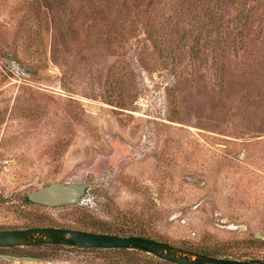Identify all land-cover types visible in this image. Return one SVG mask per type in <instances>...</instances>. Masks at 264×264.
I'll return each instance as SVG.
<instances>
[{"label":"rangeland","instance_id":"obj_1","mask_svg":"<svg viewBox=\"0 0 264 264\" xmlns=\"http://www.w3.org/2000/svg\"><path fill=\"white\" fill-rule=\"evenodd\" d=\"M53 181L96 185L76 204L25 199ZM46 225L264 260L249 241L264 240V0H0V229ZM0 252L177 264L133 249Z\"/></svg>","mask_w":264,"mask_h":264},{"label":"water","instance_id":"obj_2","mask_svg":"<svg viewBox=\"0 0 264 264\" xmlns=\"http://www.w3.org/2000/svg\"><path fill=\"white\" fill-rule=\"evenodd\" d=\"M95 182L53 181L28 194L30 201L46 206L80 203ZM257 238L262 237L256 234ZM62 244L95 248H126L151 253L177 264H264V260L239 259L199 253L171 243L142 235H121L59 226H29L0 229V247ZM0 257L18 260H41L33 255L0 252Z\"/></svg>","mask_w":264,"mask_h":264},{"label":"trees","instance_id":"obj_3","mask_svg":"<svg viewBox=\"0 0 264 264\" xmlns=\"http://www.w3.org/2000/svg\"><path fill=\"white\" fill-rule=\"evenodd\" d=\"M25 199L28 202L30 201L29 198H28V195L25 196ZM104 232H111V233H116V234H121V235H133L134 234V233H126V230H124L122 228H119L118 231H115V232H113L112 230L111 231H104ZM139 235L147 236L143 232H140ZM249 241L254 246H261V244H264V240L259 239V238H253V239H251ZM54 245H62V244H54ZM73 247L82 248V249H89V250H118V251H127V250H129V249H126V248H95V247H81V246H73ZM133 250H136V249H133ZM195 251H198V252H201V253H205V254H208V255L219 256L218 252L212 253V252H204V251H199V250H195ZM250 260H252V259H250ZM254 260H258V259H254Z\"/></svg>","mask_w":264,"mask_h":264},{"label":"flooded vegetation","instance_id":"obj_4","mask_svg":"<svg viewBox=\"0 0 264 264\" xmlns=\"http://www.w3.org/2000/svg\"><path fill=\"white\" fill-rule=\"evenodd\" d=\"M95 185H96V184H95ZM95 185H94V186H95ZM91 188H92V187H91ZM89 189H90V188H89ZM89 189H88V190H89ZM88 190H87V191H88ZM86 193H87V192H86Z\"/></svg>","mask_w":264,"mask_h":264}]
</instances>
